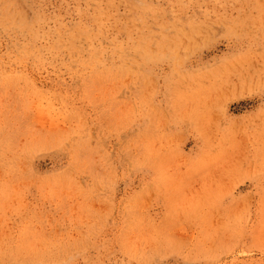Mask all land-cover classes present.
<instances>
[{"label": "rangeland", "instance_id": "374dc122", "mask_svg": "<svg viewBox=\"0 0 264 264\" xmlns=\"http://www.w3.org/2000/svg\"><path fill=\"white\" fill-rule=\"evenodd\" d=\"M0 264H264V0H0Z\"/></svg>", "mask_w": 264, "mask_h": 264}, {"label": "bare ground", "instance_id": "6f19581e", "mask_svg": "<svg viewBox=\"0 0 264 264\" xmlns=\"http://www.w3.org/2000/svg\"><path fill=\"white\" fill-rule=\"evenodd\" d=\"M130 1H131V0H130ZM138 2H139V1H138ZM132 3H133V2H132ZM252 3H253V2H252ZM134 4H135V3H134ZM94 7H95V6H94ZM142 7H143V6H142ZM147 8H148V7H147ZM151 8H153V7H151ZM109 9H111V8H109ZM155 10H156V9H155ZM155 10H154V11H155ZM157 10H158V9H157ZM194 10H195V9H194ZM256 10H257V9H256ZM141 11H142V10H141ZM126 12H127V11H126ZM144 12H145V11H144ZM156 12H157V11H156ZM150 13H151V12H150ZM170 13H171V12H170ZM149 15H150V14H149ZM167 15H168V14H167ZM142 16H143V15H142ZM221 18H222V17H221ZM93 19H94V18H93ZM140 19H141V18H140ZM165 20H166V19H165ZM140 21H141V20H140ZM142 22H143V21H142ZM171 23H172V22H171ZM232 23H233V22H232ZM172 24H173V23H172ZM12 26H13V25H12ZM163 27H164V26H163ZM145 31H146V30H145ZM82 35H83V34H82ZM187 35H188V34H187ZM127 36H128V35H127ZM65 37H66V36H65ZM67 39H68V38H67ZM140 39H142V38H140ZM66 44H67V43H66ZM147 44H148V43H147ZM137 46H138V45H137ZM137 46H136V47H137ZM136 47H135V48H136ZM146 48H147V47H146ZM134 50H135V49H134ZM144 50H145V49H144ZM150 50H151V49H150ZM150 50H149V51H150ZM145 52H146V51H145ZM127 57H128V56H127ZM128 58H129V57H128ZM132 59H133V58H132ZM44 108H45V107H44ZM45 109H46V108H45ZM41 110H42V109H41ZM46 113H47V112H46ZM50 119H51V118H50ZM57 121H58V120H57ZM56 124H58V123H56Z\"/></svg>", "mask_w": 264, "mask_h": 264}]
</instances>
